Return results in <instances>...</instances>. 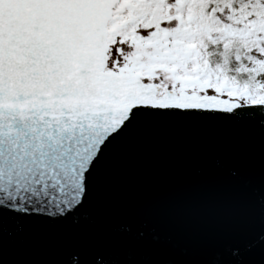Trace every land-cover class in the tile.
Here are the masks:
<instances>
[{"label":"snow or ice","instance_id":"snow-or-ice-1","mask_svg":"<svg viewBox=\"0 0 264 264\" xmlns=\"http://www.w3.org/2000/svg\"><path fill=\"white\" fill-rule=\"evenodd\" d=\"M257 113L264 0H0V246L5 221L88 219L110 146L143 118Z\"/></svg>","mask_w":264,"mask_h":264},{"label":"water","instance_id":"water-1","mask_svg":"<svg viewBox=\"0 0 264 264\" xmlns=\"http://www.w3.org/2000/svg\"><path fill=\"white\" fill-rule=\"evenodd\" d=\"M260 120L143 118L110 146L88 219L5 221L0 264H264Z\"/></svg>","mask_w":264,"mask_h":264}]
</instances>
